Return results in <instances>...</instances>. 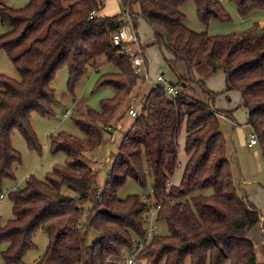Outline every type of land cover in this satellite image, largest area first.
<instances>
[{
	"label": "trees",
	"instance_id": "16d2710c",
	"mask_svg": "<svg viewBox=\"0 0 264 264\" xmlns=\"http://www.w3.org/2000/svg\"><path fill=\"white\" fill-rule=\"evenodd\" d=\"M64 1L33 0L20 10L0 5V25L9 29L0 36V53L8 55L20 75L19 81L0 75V194L5 181L14 180L16 168L22 165V156L12 144L14 133H21L31 151H42L31 119L34 114H54L59 103L53 82L60 69H69V86L74 91L90 67L98 68L95 60L105 57L106 64L119 71L102 75L98 86L114 88L116 96L103 101L101 112L89 109L74 119L86 140L67 134L51 136L52 153L68 157L65 166L55 168L45 181L32 176L23 189L9 194L13 218L6 224L0 220L4 263L22 264L25 254L36 247L35 234L42 230L49 246L38 264H116L125 252L134 250L137 240L145 241V215L161 204L157 220L167 223L169 234L156 235L141 251L142 264H186L188 259L190 264H258L249 233L261 223V216L235 185L220 124L224 114L211 106L214 95L195 80L194 72L206 66L211 73L226 74V91L241 94L248 126L258 136L257 147L264 159V29L256 25L244 32L209 35L185 26L182 8L188 2L195 4L207 28L211 22H232L221 0H130L124 4L137 33L138 19H143L153 29V46L173 56L165 59L166 65L176 74V66L183 63L190 78H181L176 105L162 90L145 95L142 115L124 136L100 192L94 172L81 157L101 144L104 133L111 135L107 127L125 108L139 79L131 59L111 43L110 34L122 26V13L90 20L98 0H71L68 8ZM228 1L241 17L264 13V0ZM190 79L209 102L200 100L193 90L186 92ZM183 126L187 161L184 167L181 164L183 175L176 186L172 178L179 168L177 139ZM129 179L142 187L150 180L148 202L138 196L118 198ZM94 202L85 226L79 228L84 205ZM91 233L97 237L89 242Z\"/></svg>",
	"mask_w": 264,
	"mask_h": 264
},
{
	"label": "rangeland",
	"instance_id": "374dc122",
	"mask_svg": "<svg viewBox=\"0 0 264 264\" xmlns=\"http://www.w3.org/2000/svg\"><path fill=\"white\" fill-rule=\"evenodd\" d=\"M32 1L33 0H0V5H6L15 10H20L26 8ZM70 5L71 0L64 1L65 8H68ZM225 6L228 9H234L238 14L235 5L228 0H226ZM123 10L124 3L122 0H107L105 6L99 11L98 15L100 17L110 18L120 15ZM182 12L186 16L185 26L195 33L207 32L209 35H212L211 33H216L217 30H220L218 35H229L231 33L244 32L241 29H238L241 21L233 19L232 15L230 16L233 22H211L208 28L205 27L197 16L196 7L193 2H188L184 5ZM227 12L229 13L228 10ZM138 24V32L142 45L145 48V57L150 74L155 75L160 71H163L164 74L175 85H177L178 88H180L179 85L181 78H190L188 77V71L185 65L182 63L175 68V74V72L166 65L165 58H173L168 51L163 50L162 52L157 46H151L150 44L145 45L147 40H154L152 27L143 19H138ZM234 26L236 27L233 30H227ZM4 29L5 28L0 25V36L5 34ZM106 62L107 60L105 57L96 59L94 63L98 68H96V66L90 67L87 74L77 83L74 91H71L69 86V69L64 67L57 72L53 82V88L56 91V97L59 104L55 107L54 114L50 117H43L39 114H34L31 119L32 129L37 135L42 151H31L21 133H14L12 144L14 149L22 156V165L16 168L14 180L5 181L3 192L13 189L16 191L23 189L28 179L32 176L39 181H45L46 176L53 172L55 168L63 167L67 164L68 157L66 154L52 153L51 136L67 134L78 140H86L87 137L85 133L77 126L74 119L85 114L89 109L101 112L103 101L113 99L116 96V90L114 88L110 86H98V81L102 75L117 73L119 71L116 66L106 64ZM163 64H165V66ZM0 75H4L17 81L20 80L18 71L5 52L0 53ZM194 78L198 82H203L206 89L214 95V110L217 113L227 116L231 111L235 112L234 117L237 121L236 125L233 123L232 119L224 118L222 120L220 117L221 130L228 144V159L231 163L235 185L239 188L242 195H245L248 200L251 199L250 202L252 201L257 205L262 213L264 221V159L262 153L258 147L253 150H250L247 147H245V150H242L241 147H238V142H240V144L245 143L247 136V134L245 136V131L247 133L250 131V127L247 125V111L244 107H239V98L241 96L234 90L226 91V74L223 71L211 73L209 68L202 66L198 70H195ZM190 81V87L186 92L191 93L193 90L200 100L206 103L209 102L208 96L200 92L199 86L194 84L191 79ZM137 88L138 86L136 87L133 96L126 103L125 108L121 109L116 115L115 122L107 127V129H109L116 127L118 123L122 124V130L116 135L115 140H112V136L109 133H104L101 144L93 150L84 152L81 157V159L94 172L97 182L96 187L100 192L104 190L115 157L118 154V149L134 121L133 119L128 118L127 109L130 106L132 98L137 95ZM147 93L148 90L143 88L141 93L137 96L141 99L143 98V95ZM67 111H70V116L68 118L64 116ZM185 135V127L183 126L177 139L179 162L183 167L187 160V155L184 151ZM183 167L178 168L172 178L173 184L176 186L181 182ZM249 170L252 171L253 176H248ZM249 181L255 182L249 183ZM64 193L67 196H73V193L67 189H64ZM151 193L152 185L149 179L146 187H142L136 181L129 179L119 191L118 198L120 200H127L129 197L138 196L143 199L144 197H149ZM206 194H211V191H208ZM84 208L86 210H91L93 208V203L85 204ZM87 216L88 215H85L84 220H86ZM12 218L13 202L10 197H7L4 201L0 202V220L2 224H6ZM156 225L160 236H167L169 234V229L165 221L157 220ZM96 237L97 235L91 233L89 235V242H92ZM249 238H251L253 243L258 246V252H261L260 254H263L264 258V246L262 245V242L264 243L263 231L257 226L249 233ZM34 244L36 247L25 254L22 264H38L49 246L47 234L42 230H39L34 236ZM0 264H5L1 255ZM186 264H190L189 259L186 261Z\"/></svg>",
	"mask_w": 264,
	"mask_h": 264
},
{
	"label": "built area",
	"instance_id": "2783aa9c",
	"mask_svg": "<svg viewBox=\"0 0 264 264\" xmlns=\"http://www.w3.org/2000/svg\"><path fill=\"white\" fill-rule=\"evenodd\" d=\"M124 4L130 2V0H122ZM106 0H98V7L94 9L89 19H94L99 11L105 6ZM122 26L112 32L110 34L111 43L115 48H118L120 53L124 56H127L131 59V65L135 71L136 76L139 79V84L137 88V95L141 93L142 89L145 88L148 90V93L156 90H162L165 92L168 99H170L174 105H176L180 91L177 85H175L166 75H160L158 77H152L148 70L147 61L145 59L144 50L142 44L140 42L137 30L134 27L133 18L128 11V9H124L122 11ZM147 93V94H148ZM143 98L139 99L136 95L132 98L129 108L127 109V116L130 119L136 120L138 119L144 110L145 103V95ZM64 116L67 118L70 116V111L65 112ZM111 133L112 140H115L116 135L122 130V126L120 123L116 125L114 128L108 129ZM246 145L249 148L257 147L258 145V136L257 134L251 130L247 133L246 137ZM178 167H181V163H178ZM172 186V181L168 183V187ZM15 189L9 190L7 192H3L0 194V202L4 201L9 194L13 193ZM148 197H144V202H148ZM96 202L93 203V206ZM162 209V205H157L154 208L150 209L144 218L146 225V239L145 241H136L134 250L131 252H125L123 257L114 261L116 264H142L139 259V254L142 250H144L152 241V239L158 235L157 229V219L160 210ZM84 218L85 215H88L90 210H86L83 208ZM83 218V220H84ZM79 221L78 227L83 228L85 226L86 220Z\"/></svg>",
	"mask_w": 264,
	"mask_h": 264
},
{
	"label": "crops",
	"instance_id": "0c3cea01",
	"mask_svg": "<svg viewBox=\"0 0 264 264\" xmlns=\"http://www.w3.org/2000/svg\"><path fill=\"white\" fill-rule=\"evenodd\" d=\"M121 1V0H120ZM106 2H107V0H106ZM225 2H226V0H221V3L223 4V6H224V8L226 9V11L228 10L229 11V15H232V17H233V19H235V20H239V21H241V23H240V25L238 26V29H241L242 31H248V30H250V29H252L254 26H256V25H259V27L261 28V29H264V13L263 12H255V13H252L251 15H249V16H247V17H241L239 14H237L236 13V11L234 10V9H232V8H226V6H225ZM6 6V5H5ZM232 22H233V20H232ZM222 23H225V22H222ZM236 26H234V27H230L231 29H227V30H233L234 28H235ZM5 30V33H7V32H9V29H7V28H5L4 29ZM220 30H217L216 31V33H211L212 35H215V34H217L218 35V32H219ZM139 33V32H138ZM220 33H222V32H220ZM140 36V35H139ZM140 42H141V44H142V41H141V38H140ZM153 43H154V40H151V39H149V40H147V42H145V45L146 44H150L151 46H153ZM143 46V45H142ZM144 47V46H143ZM163 52V51H162ZM144 55H145V50H144ZM166 59V58H165ZM173 59V58H172ZM172 59H168V60H172ZM164 66H165V64H163ZM179 65H181V64H178L177 66H176V68L179 66ZM186 67V66H185ZM164 74V72L163 71H160L159 73H157V74H155V75H152V77H158V76H160V75H163ZM165 75V74H164ZM236 92H238V91H236ZM239 93V92H238ZM240 94V93H239ZM240 96H241V94H240ZM239 107L241 108V107H243V100H242V96L239 98ZM213 108H214V103H213V105H211ZM245 109V108H244ZM246 110V109H245ZM247 111V110H246ZM247 113V117H248V121H249V114H248V111L246 112ZM234 114H235V112L233 111H231L230 113H228L227 114V116H221V119L223 120L224 118H229V119H232V121H233V123L236 125L237 124V121H236V119H235V117H234ZM121 124V123H120ZM220 124H221V121H220ZM248 125V124H247ZM121 126H122V124H121ZM236 127H238V126H236ZM250 131H251V128H250ZM249 131V132H250ZM243 133V132H242ZM244 134V133H243ZM246 134H247V132L245 131V136H246ZM245 136H244V138H245ZM247 137V136H246ZM238 140H239V135H238ZM238 147H241V149L242 150H245V147H247V145H246V139H245V143H242V144H240V142H238ZM248 149H250V150H253L254 148H256V147H253V148H249V147H247ZM258 154V153H257ZM187 161V160H186ZM248 176H253V173H252V171L251 170H249L248 171ZM244 180V179H243ZM250 182H255V181H249V183ZM258 191V190H257ZM249 199H250V197H249ZM251 200V199H250ZM249 200V201H250ZM251 203L254 205V207L257 209V211L259 212V214H260V216H261V223L258 225V227H259V229H261L262 231H263V233H264V221H263V216H262V213H261V211H260V209L257 207V205H255L252 201H251ZM251 239V238H250ZM255 245V244H254ZM262 245L264 246V243L262 242ZM255 248H256V252H257V262H258V264H264L263 262H264V258H263V254H260L261 252H258L259 250H258V246L257 245H255ZM2 250H3V248L1 247L0 248V253L2 252Z\"/></svg>",
	"mask_w": 264,
	"mask_h": 264
},
{
	"label": "water",
	"instance_id": "95a60500",
	"mask_svg": "<svg viewBox=\"0 0 264 264\" xmlns=\"http://www.w3.org/2000/svg\"><path fill=\"white\" fill-rule=\"evenodd\" d=\"M258 34H261V30L258 31ZM181 87H182V88H185L186 85H185V84H181Z\"/></svg>",
	"mask_w": 264,
	"mask_h": 264
}]
</instances>
